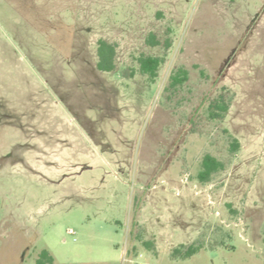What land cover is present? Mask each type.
<instances>
[{"label":"rangeland","instance_id":"1","mask_svg":"<svg viewBox=\"0 0 264 264\" xmlns=\"http://www.w3.org/2000/svg\"><path fill=\"white\" fill-rule=\"evenodd\" d=\"M141 55L164 57L155 80ZM207 153L225 167L202 182ZM44 249L264 264V0H0V264Z\"/></svg>","mask_w":264,"mask_h":264},{"label":"trees","instance_id":"2","mask_svg":"<svg viewBox=\"0 0 264 264\" xmlns=\"http://www.w3.org/2000/svg\"><path fill=\"white\" fill-rule=\"evenodd\" d=\"M98 68L102 71L111 72L116 69V47L114 44L108 42L105 39H101L98 43ZM139 70L142 74L148 75L151 80H155L158 76L160 66L164 62V57L152 56V55H141L138 58ZM189 78V72L185 68H179L171 75L170 85L176 87L183 84ZM229 105L223 100H218L216 103L211 105L210 115L213 118L223 117L228 111ZM232 149L238 150L240 148V142L237 139L232 141ZM225 164L217 156L207 153L204 155L201 168L198 172V178L202 182L210 180L212 175L220 170H223ZM149 246V245H148ZM200 249V245H195V243L188 246L185 251L187 256L196 253ZM179 250V248L177 249ZM37 264H55L54 256L47 250L41 251L39 258L37 259Z\"/></svg>","mask_w":264,"mask_h":264}]
</instances>
